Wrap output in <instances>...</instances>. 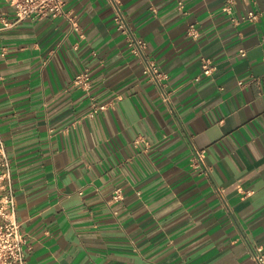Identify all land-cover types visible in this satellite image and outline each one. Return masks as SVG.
<instances>
[{"label": "crops", "instance_id": "1", "mask_svg": "<svg viewBox=\"0 0 264 264\" xmlns=\"http://www.w3.org/2000/svg\"><path fill=\"white\" fill-rule=\"evenodd\" d=\"M119 2L166 86L144 74L110 0H66L56 19L0 21V134L28 264H257L264 0H235L232 14L226 0ZM251 11L256 19H242ZM85 72L87 88L74 82ZM196 149L206 150L208 175L194 165Z\"/></svg>", "mask_w": 264, "mask_h": 264}, {"label": "built area", "instance_id": "2", "mask_svg": "<svg viewBox=\"0 0 264 264\" xmlns=\"http://www.w3.org/2000/svg\"><path fill=\"white\" fill-rule=\"evenodd\" d=\"M115 9L114 22L117 30L122 33L132 53L143 59L144 51L147 43L138 38L131 30L126 15L123 13L119 0H110ZM235 0H226L223 10L228 14L233 12V4ZM9 8L13 10V19H8L5 12L0 11V21L4 26H13L24 20H42L46 18L56 19L65 16L66 0H5ZM1 6V1H0ZM254 20L257 13L251 11L242 19ZM232 21L237 23L238 18L232 17ZM74 28H77L75 23ZM188 34L197 37L195 24H190ZM242 55L246 52L240 50ZM143 72L144 74L156 82L161 87L166 86L165 80L168 79L166 72L162 71L159 66L152 60L144 58ZM213 67L210 66L208 60L204 61V74H211ZM75 84L87 88L90 84L89 73H78L74 79ZM164 99L170 100L169 94L163 91ZM107 104L95 106L93 112L106 109ZM206 150L196 149L193 155L194 165L199 168L202 173L208 175L211 168L206 163ZM122 194L119 190L115 192V198L119 199ZM30 249L27 238L22 232L21 222L17 217L16 196L14 193V183L12 178V166L7 152L6 144L0 134V264H28L27 251ZM253 257L257 264H264L263 248H257L253 252Z\"/></svg>", "mask_w": 264, "mask_h": 264}]
</instances>
